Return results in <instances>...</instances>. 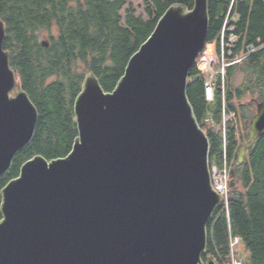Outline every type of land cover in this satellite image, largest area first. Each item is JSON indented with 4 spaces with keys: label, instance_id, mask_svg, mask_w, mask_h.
I'll return each instance as SVG.
<instances>
[{
    "label": "water",
    "instance_id": "1",
    "mask_svg": "<svg viewBox=\"0 0 264 264\" xmlns=\"http://www.w3.org/2000/svg\"><path fill=\"white\" fill-rule=\"evenodd\" d=\"M208 5L170 6L112 92L85 77L71 152L34 157L2 190L0 264H215L202 254L221 198L211 186L208 138L187 98L207 42ZM5 37L0 19V178L38 122ZM263 135L264 96L235 166Z\"/></svg>",
    "mask_w": 264,
    "mask_h": 264
},
{
    "label": "trees",
    "instance_id": "2",
    "mask_svg": "<svg viewBox=\"0 0 264 264\" xmlns=\"http://www.w3.org/2000/svg\"><path fill=\"white\" fill-rule=\"evenodd\" d=\"M130 1L0 0V19L6 29L4 50L38 112L32 141L0 178V221L2 190L18 178L27 161L36 156L47 161L62 159L71 152L78 138L73 107L85 77L93 74L104 92H112L128 61L167 9L181 4L191 10L194 0H144L140 15ZM208 17L206 44L215 43L219 50L224 28L233 26L236 40L226 59H243L226 68L223 90L221 79L216 78L211 103L205 100L204 75L196 65L188 79L187 98L208 138L209 165L221 167L225 156L230 168L227 210L221 207L212 215L202 261L225 264L232 235L248 253L244 264H264V135L247 151L243 164L235 166L248 141L252 109L256 110L264 96V0H209ZM43 40L48 47L42 45ZM239 71L244 79L235 86ZM223 106L227 114L235 115L224 133Z\"/></svg>",
    "mask_w": 264,
    "mask_h": 264
},
{
    "label": "built area",
    "instance_id": "3",
    "mask_svg": "<svg viewBox=\"0 0 264 264\" xmlns=\"http://www.w3.org/2000/svg\"><path fill=\"white\" fill-rule=\"evenodd\" d=\"M234 27L231 26L228 29L224 28L221 36H220V45L219 50L217 49V45L215 44V52L216 54L210 55L207 58L203 53L202 57L200 58V62H205L206 68H199L201 74H204V96L205 100L208 103L213 102L214 100V92H215V80L217 77L221 79L222 82V90H223V79L225 76L226 68L239 62L243 58L233 61H227L226 56H231V52L233 49V45L235 42V37L233 36ZM230 33L228 38H225L226 32ZM227 39V42L225 40ZM249 51H253L252 47L248 48ZM216 66H221L218 72L214 71ZM234 114H227L226 111L222 110V130L223 133L226 128L227 122L234 120ZM230 168L228 167L226 157L224 156V160L221 167L216 165H212L210 167V179L211 185L213 190L221 197L220 207L223 208L224 211L227 210V203H228V189H229V175H230ZM225 200V201H223ZM223 201V202H222ZM240 239L237 236L230 235L229 237V253L227 257V262L225 264H244L243 259H240L239 254L236 252L238 246H240Z\"/></svg>",
    "mask_w": 264,
    "mask_h": 264
},
{
    "label": "rangeland",
    "instance_id": "4",
    "mask_svg": "<svg viewBox=\"0 0 264 264\" xmlns=\"http://www.w3.org/2000/svg\"><path fill=\"white\" fill-rule=\"evenodd\" d=\"M130 4L133 6L134 9H136L137 14H139V15L144 14V0H131ZM215 48L216 47H215L214 43L205 45V53L208 54L207 58L210 57L209 54H211V55L216 54ZM201 66L202 65H199L200 69L202 68ZM220 67L221 66H219V65L216 66V63H215L214 71L218 72ZM243 79H244L243 73L240 71L237 72L235 75V78H234V85L238 86L239 84L242 83ZM255 111H256L255 108H253L252 109V115H253V113H255ZM223 201H225V200H223ZM218 209H221V207H219ZM236 252L239 254L240 259H243V261H246L248 253L244 250V247L241 244H240V246H238V249L236 250Z\"/></svg>",
    "mask_w": 264,
    "mask_h": 264
},
{
    "label": "bare ground",
    "instance_id": "5",
    "mask_svg": "<svg viewBox=\"0 0 264 264\" xmlns=\"http://www.w3.org/2000/svg\"><path fill=\"white\" fill-rule=\"evenodd\" d=\"M209 55H211V54H209ZM206 57L208 56V54L206 53V55H205ZM199 65H202L201 67L203 68V69H205L206 68V64H205V62H201Z\"/></svg>",
    "mask_w": 264,
    "mask_h": 264
}]
</instances>
